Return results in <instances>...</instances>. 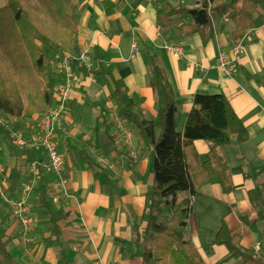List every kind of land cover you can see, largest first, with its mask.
I'll use <instances>...</instances> for the list:
<instances>
[{
	"label": "crops",
	"instance_id": "obj_1",
	"mask_svg": "<svg viewBox=\"0 0 264 264\" xmlns=\"http://www.w3.org/2000/svg\"><path fill=\"white\" fill-rule=\"evenodd\" d=\"M158 1L75 0L73 16L78 32L73 45L78 51L89 47L91 57L94 48L98 49L101 63L112 67L114 77L124 82L127 93L138 95L148 120L155 119L158 113L149 83L150 54L173 88L175 127L179 132L195 94L225 95L248 133L244 142L233 136L228 144L219 147L233 190L223 192L220 184L208 183L194 195L180 192V198L191 200L184 237L193 242L205 264H240V257L230 256L225 245L214 243L217 233L225 227L231 235L240 237L243 249L264 259V219L257 218L248 193L255 190L264 198V3L253 12L256 27L247 30L238 44L232 38L235 25L230 16L212 13L214 34L203 44L198 33L180 34L176 29L181 22L189 21L186 15L172 17V28H163L156 15ZM167 1L185 7L198 4V0ZM240 6L238 0L236 7ZM171 46L180 47L182 55L173 56ZM221 51L233 59L235 69L230 75L215 66V57ZM74 74L76 84L61 123L65 134L58 139L65 152L67 183L65 194L57 203L51 202V212L61 232L59 240L72 264H141L135 240L147 219L153 149L144 144L133 125L117 118L106 77L77 69ZM40 116L30 117L37 120ZM104 119L112 124L114 143L101 127ZM65 138L83 142L95 167L88 166L84 155L78 152L79 146L66 147ZM194 146L198 162L205 161L210 143L198 139ZM34 151L45 153L42 149ZM6 155L8 173L3 178L9 179L13 188L24 173L21 169L13 178L18 160L10 153ZM40 168L34 170L35 175L44 177L51 188L55 175ZM30 206L36 221L24 239L13 235L16 232L9 222L8 207L0 206L1 236L19 264H57L58 247L44 241L50 235L49 212L40 206L39 199L35 207L34 202Z\"/></svg>",
	"mask_w": 264,
	"mask_h": 264
},
{
	"label": "trees",
	"instance_id": "obj_2",
	"mask_svg": "<svg viewBox=\"0 0 264 264\" xmlns=\"http://www.w3.org/2000/svg\"><path fill=\"white\" fill-rule=\"evenodd\" d=\"M237 1L198 0L196 6L185 7L159 0L155 2V8L163 28H172L171 18L174 16H188L189 21L181 22L176 29L180 34L198 33L203 44L214 34L211 14H228L235 25L232 38L238 44L247 30L256 27L252 15L264 0H241L239 8L236 7ZM75 8L74 0H4L0 6V118L8 127L5 130L8 136L10 132L23 130L25 116L46 113L53 106L52 89L58 82L55 59L76 49L73 45L78 32L73 16ZM76 51L77 55L81 52ZM148 59L149 83L158 104L157 116L152 120L144 117L138 95H129L124 82L114 77L112 67L101 63L98 49L93 50L91 68L78 67L76 60L70 63L77 70L109 80L117 118L133 125L144 144L153 149L147 219L135 240L141 264H205L193 242L184 237L191 200L189 197L180 198L178 194L185 191L189 196L194 195L208 183L220 184L223 192L233 190L231 174L219 147L228 144L233 136L238 142L246 141L247 129L225 95L217 93L195 94L182 132L177 131L173 88L150 54ZM111 125L106 119L101 123L105 136L114 143ZM198 139L210 143L207 159L201 163L194 146ZM65 145L68 148L79 146L78 152L84 155L88 166L95 167L91 155L83 148V142L65 138ZM11 155L16 160L19 157L13 151ZM20 172L21 167L16 165L13 178ZM37 179L40 206L49 212L50 235L44 241L58 247L57 264H72L59 240L61 232L51 212L47 182L42 176ZM248 193L257 210V218L264 219V198H260L255 190ZM251 226L255 229L254 223ZM1 231L0 264H19L11 256ZM214 243L225 245L230 256L240 257V264H264V259L250 249H243L240 237L231 235L225 227L217 233Z\"/></svg>",
	"mask_w": 264,
	"mask_h": 264
},
{
	"label": "built area",
	"instance_id": "obj_3",
	"mask_svg": "<svg viewBox=\"0 0 264 264\" xmlns=\"http://www.w3.org/2000/svg\"><path fill=\"white\" fill-rule=\"evenodd\" d=\"M132 49L133 52L137 51L134 43L132 44ZM170 51L175 57H179L183 53L180 47L175 46H171ZM73 60L77 61L78 67H86L87 69L91 68L92 60L89 53V47L85 46L76 57H72L70 53H66L61 57H56V72H61L68 78L65 83L55 86L53 93V106L46 113L41 114L40 119L36 122L39 131L33 138L35 141L30 142L31 148H40L46 153L48 158V167L55 175V182L51 188H48V196L53 203H57L65 194V186L67 183V179L64 175L65 152L59 147L56 130L65 115L72 91L70 83L72 79L74 81V77H71L70 74L75 73L76 70L70 63ZM215 66L227 75L232 74L235 69L233 59L230 58L224 51L219 52L215 57ZM2 122L3 119L0 118V123ZM14 136H16L15 143L20 147L27 145V141L23 140L20 134H15ZM28 189L29 188L24 189L25 192L23 193V197H20L17 202H13L12 204L14 205L12 208V215L20 223L22 227L21 230L25 233V235L28 234L30 227L34 224V219L28 215L26 208ZM255 249H259V243L255 245Z\"/></svg>",
	"mask_w": 264,
	"mask_h": 264
},
{
	"label": "rangeland",
	"instance_id": "obj_4",
	"mask_svg": "<svg viewBox=\"0 0 264 264\" xmlns=\"http://www.w3.org/2000/svg\"><path fill=\"white\" fill-rule=\"evenodd\" d=\"M75 2V0H74ZM4 4V0H0V6ZM43 19V17H42ZM45 20V19H44ZM46 22V20H45ZM77 51L72 50L70 52V55L72 57L77 56ZM66 54V53H65ZM92 67V66H91ZM93 68H95L94 63H93ZM57 75V84L65 83L67 78L64 76L63 73L61 72H56ZM71 77H74L71 80V89L73 90V86L76 84V74H70ZM78 80V79H77ZM73 84V86H72ZM55 85V86H56ZM54 86V88H55ZM54 88L52 89V92L54 93ZM67 109V108H66ZM64 118V116H63ZM40 119V117L37 120H33L32 117L30 116H25L22 122L23 130L20 132H10V136H8L5 132L6 128H8L5 124V122H2L0 124V206L1 205H7L8 207V217H9V222H11V226L13 230L16 233H13L14 236H21L23 239L26 238L25 233L22 232V227L20 223L13 217L12 215V208L14 205L13 202H17L20 197H23V193L25 192L24 189H28V197L26 198L27 203H26V208H27V213L31 217H33L34 222L35 217L30 211V205L34 202V207L36 205L38 196H37V186H38V179L37 176L38 174L35 175L34 171L37 168L44 169L48 172H51L50 168L48 167V158L45 153H38L36 154L34 149L37 148H31L30 142L35 141L33 138L37 135L39 128L36 124V122ZM63 119L61 120L62 123ZM59 124L56 130L57 138L61 139V135L65 134V131L62 130V124ZM62 131V132H61ZM15 134H20L22 139L27 141V145H24L20 147L18 144H16V136ZM61 134V135H60ZM38 144V143H36ZM40 149V148H38ZM11 151H13L18 157V161L16 162L21 169H23V175L20 178L19 181H17V185H14L12 188L9 179L3 178L5 175L8 173V164L7 160L4 158H7L6 152L11 154ZM108 166V165H107ZM52 173V172H51ZM11 175H12V170H11ZM6 185L4 188L3 183ZM10 184V185H9ZM2 188V189H1ZM2 193V194H1ZM33 207V208H34ZM34 225V224H33ZM32 225V226H33ZM30 227V229L32 228Z\"/></svg>",
	"mask_w": 264,
	"mask_h": 264
}]
</instances>
